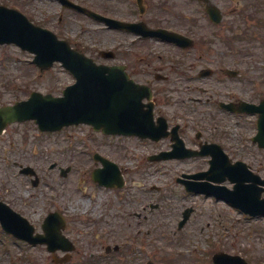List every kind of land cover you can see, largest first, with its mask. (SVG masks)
I'll list each match as a JSON object with an SVG mask.
<instances>
[{
    "label": "rangeland",
    "instance_id": "obj_1",
    "mask_svg": "<svg viewBox=\"0 0 264 264\" xmlns=\"http://www.w3.org/2000/svg\"><path fill=\"white\" fill-rule=\"evenodd\" d=\"M212 1L228 10L226 22L237 19L235 36L252 26L242 22L249 0ZM261 1L257 10L259 16H264V0ZM8 7L53 31L51 25L58 9L52 1L8 0ZM185 10L192 14L194 6L186 4ZM65 16L71 23L73 41L74 36L82 37V41L92 37L85 32V20ZM200 31L210 36L212 29L206 25ZM249 37L254 40L257 36L252 32ZM94 38L98 40L99 36ZM124 42L127 45L129 41ZM211 42L208 47L199 44L197 49L189 50L172 71L169 89L176 92L171 91L169 97L173 103L184 101L173 104L178 108V118L190 120L187 123L190 128L196 126L206 137L221 141L232 163L243 161L264 179V150L251 142L256 132L255 117L225 114L216 106L217 101L228 97L232 101L254 102L264 98V47L259 40L239 43L236 49L245 48L244 55H239L230 52L231 46L222 43L223 40ZM32 59L31 54L15 45L0 46V106L26 100L32 91L59 96L72 83V76L60 65L40 71L32 65ZM202 68H235L239 76L230 79L217 71L212 77L199 78L197 74ZM247 76L255 77L257 82L253 81L252 86ZM209 97L211 100L206 103ZM198 99L199 104H191ZM189 127L185 131L193 137L195 131ZM95 152L118 164L126 181L123 189L109 190L90 184L94 170L90 168L99 166L92 159ZM148 155V146L143 142L106 138L87 126L47 133L39 131L30 121L17 124L8 127L0 140V200L28 217L36 232H41L47 214L59 212L68 222L64 235L76 247L67 264H88L90 257L99 260V264H145L148 260L212 264L211 256L218 252L240 256L249 264H264V216L246 217L225 202L186 194L176 183L181 173L207 170L205 159L150 164L146 160ZM20 165L36 171L35 187L31 184L32 177L19 173ZM52 165L55 167L51 168ZM68 168L62 177L61 170ZM222 185L230 189L232 186L227 180ZM87 201H90L88 208L84 205ZM150 205L158 207L151 209ZM185 208L193 211L177 231ZM9 239L0 232V264H55V258L63 256L48 253L42 245L27 247ZM114 246L119 247L118 252L111 251L102 260L106 256L105 248Z\"/></svg>",
    "mask_w": 264,
    "mask_h": 264
},
{
    "label": "water",
    "instance_id": "obj_2",
    "mask_svg": "<svg viewBox=\"0 0 264 264\" xmlns=\"http://www.w3.org/2000/svg\"><path fill=\"white\" fill-rule=\"evenodd\" d=\"M71 7L74 6L71 5ZM6 12L8 15L5 17H1L0 13V44L15 43L23 50L35 53L34 63L41 68H48L54 61H60L76 77L77 83L63 91L64 97L53 98L50 95L42 96L33 93L27 101L0 109V131L7 124L31 119L35 120L41 130L47 131L59 130L64 125L86 123L92 125L95 130L102 129L103 133L137 134L141 137L153 138L151 108L143 110L140 102L143 95H137L136 87L127 80L125 74L119 75L107 71L102 66H94L90 60L71 50L68 44L57 41L51 33L31 25L19 12L10 9ZM170 37L171 40L180 43L175 35H170ZM117 77L118 79L115 81L114 79ZM107 84L124 85V89L118 90L113 87L107 89ZM122 93H124L123 98L121 97ZM131 93L134 94L129 97L128 94ZM108 95L111 99L108 98ZM225 107L231 109L230 106ZM239 111L259 113V133L255 140L261 147H264V101L259 106L243 103ZM216 148L218 151L211 155L209 171L193 177H205L216 183L223 182L227 178L234 183L233 190H227L225 187H213L207 183L193 186L184 182L187 189L214 195L218 199L233 204L250 216L264 215V199L260 198L263 190L256 187V183H259L258 179L247 171L243 163L237 162L231 165L220 149ZM191 155L187 151L177 150L166 157L182 158ZM102 163L105 168L108 166V169H111L109 167L117 169L114 164L106 161H102ZM105 171L97 170L93 174V179L100 184L110 185L107 184V179L104 177ZM246 181H251L252 184L245 185ZM260 183L264 184V181ZM116 184L118 186L123 184L121 177L118 176ZM50 218L48 217L47 220ZM47 220L42 226L46 235L33 236V228L24 219L12 213L5 205L0 204V222L5 231L32 244H46L49 251L73 249L60 235L59 228L49 233L46 225ZM213 262L214 264H247L238 256L225 254L215 255Z\"/></svg>",
    "mask_w": 264,
    "mask_h": 264
},
{
    "label": "flooded vegetation",
    "instance_id": "obj_3",
    "mask_svg": "<svg viewBox=\"0 0 264 264\" xmlns=\"http://www.w3.org/2000/svg\"><path fill=\"white\" fill-rule=\"evenodd\" d=\"M75 3L85 6L102 16L122 20L129 23H144L150 29H164L171 32L179 33L189 37L192 40V46L201 45L211 42L213 39L223 40L229 44L236 43L235 33L232 34L235 26L234 21L226 22L227 16L224 7L220 9L222 20L219 24H213L206 15V5H217L212 0H72ZM178 1L179 4L174 6L172 2ZM220 1V0H218ZM7 4H5V3ZM191 4L196 10L191 16L185 10V5ZM0 5L8 7V0L0 1ZM123 5V7H122ZM62 10L57 17V21L53 23L52 28L57 34L73 41L71 36L72 30L70 25L64 21ZM65 10V11H64ZM87 26H100L104 38L98 42L92 33V42L90 48L82 45L80 39H76L74 44L81 46L86 53L95 62L106 66H123L129 77L136 83L150 88L153 102L154 122L158 118H164L167 122L168 130L176 127L175 134L182 140L186 148L199 150L201 147L212 143L211 139H207L200 132L190 138L185 131L183 122L178 120V115L173 111L169 100L168 91L170 74L174 67L178 66V59H183L188 49L180 48L172 43L166 42L160 38L141 37L124 31L111 30L108 27L94 21L90 17H84ZM202 20L209 23L211 28H216L218 34L216 38L203 36L200 29ZM230 36H226V35ZM232 34V35H231ZM126 36L130 42L125 46H121ZM193 36V37H192ZM102 46L111 53H102L96 51L94 47ZM139 140L138 138H135ZM146 141L154 150V154L168 152L172 148L171 136L160 140L159 142ZM164 143L161 147L157 144Z\"/></svg>",
    "mask_w": 264,
    "mask_h": 264
},
{
    "label": "bare ground",
    "instance_id": "obj_4",
    "mask_svg": "<svg viewBox=\"0 0 264 264\" xmlns=\"http://www.w3.org/2000/svg\"><path fill=\"white\" fill-rule=\"evenodd\" d=\"M84 205H85V207H87L89 205V201L84 202Z\"/></svg>",
    "mask_w": 264,
    "mask_h": 264
}]
</instances>
